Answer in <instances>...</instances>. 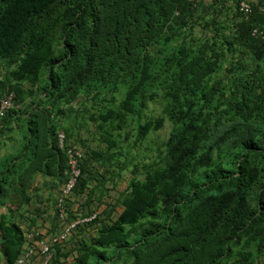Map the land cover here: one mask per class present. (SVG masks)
Segmentation results:
<instances>
[{
  "label": "trees",
  "instance_id": "1",
  "mask_svg": "<svg viewBox=\"0 0 264 264\" xmlns=\"http://www.w3.org/2000/svg\"><path fill=\"white\" fill-rule=\"evenodd\" d=\"M239 1L0 0V99L14 95L0 150L19 119L26 125L0 172V264L25 249L16 219L33 177L66 179L56 132L71 145L60 123L86 99L102 148L83 152L70 214H91L72 207L74 196L88 186L96 199L136 160L130 148L165 119L172 128L155 158L132 166L117 216L101 221L108 206L77 229L91 233L72 264H264V0H249L247 18ZM151 103L161 112L146 119ZM68 254L53 246L50 264Z\"/></svg>",
  "mask_w": 264,
  "mask_h": 264
},
{
  "label": "rangeland",
  "instance_id": "2",
  "mask_svg": "<svg viewBox=\"0 0 264 264\" xmlns=\"http://www.w3.org/2000/svg\"><path fill=\"white\" fill-rule=\"evenodd\" d=\"M195 33H197V35H200L201 31L197 28L195 30ZM117 100H119V98ZM73 107L76 110V112L72 115H69V119H67V121L64 120L63 123H60L61 126L70 125L71 128L73 129V137H72L73 143L74 141L77 143H79V141L82 142L85 141L87 144L84 143L83 147L80 146L83 149L84 154L85 151H87V148L88 150L102 148V146L98 145L97 143L98 132L96 130L95 124L88 120L89 112L93 111L91 109L90 99H86V101H84V104L81 105L74 103ZM160 112H161V105H158L157 103H151L148 105V108L144 113V117H146L147 119V117L152 116L153 118L159 115ZM65 115H61L59 116V118L63 119L64 118L63 116ZM32 119H34L35 121H39V118L36 117H33ZM13 127H14V131L11 134L14 140L13 144H11L8 150H7V145H5V147H1L0 150V172L6 169L5 165L7 164V159L10 160L14 155H17L20 152V150H22V147L24 145L23 135L26 134L25 117L19 119L16 125ZM133 127L134 126L131 127L130 137H128V143H131L135 137L136 129ZM171 128H172L171 122L168 119H165L162 127L158 131L148 133L136 148H130L132 149L131 153L136 156V160H140L142 156L149 157V160L155 158V156L157 155V151H156L157 148L160 147V145L166 140ZM11 147H13V150L11 149ZM136 160L132 161L131 164L128 163V169L122 172V180L117 182L116 185L105 183L103 184V186L101 185L98 189H95L96 199H92V201L90 202H89V198L87 197L88 195H90L89 194L90 187L84 186L81 193L78 196L76 195L74 196L73 201L71 202L72 207L77 208L82 213H86L90 211V212H98V215L99 214L101 215L105 207L110 206L106 208V211H108L109 213L111 212L110 217L105 216L104 218L101 219V221L109 222L110 220H113L117 216L118 212L121 210L120 206L116 204L121 199V196L123 195V193L127 188L128 181L132 176L130 174V170L132 169V166L134 164L139 163V161ZM93 166L95 168L97 167L96 164H93ZM94 171L95 172L93 173L96 176V169ZM136 175L138 178L140 179L142 178L141 170L139 169V167L137 169ZM5 177L7 181V173H5ZM129 241H131V239ZM111 251L112 249H110V253ZM112 264H121V261L112 262Z\"/></svg>",
  "mask_w": 264,
  "mask_h": 264
},
{
  "label": "built area",
  "instance_id": "3",
  "mask_svg": "<svg viewBox=\"0 0 264 264\" xmlns=\"http://www.w3.org/2000/svg\"><path fill=\"white\" fill-rule=\"evenodd\" d=\"M238 12L247 18L253 11L249 0H240L237 5ZM262 32L253 30L252 35H261ZM13 93H9L0 99V116L14 107ZM56 143L59 149L64 150L67 158L66 179L61 184L55 199V213L57 231L46 239L37 232L25 233V249L16 260L15 264H50L53 257V246L66 242L78 228L87 226L97 216V212L83 215L81 213H69L67 200L70 199L78 178L80 176V161L82 151L74 146H67L63 131L56 132ZM67 146V147H66Z\"/></svg>",
  "mask_w": 264,
  "mask_h": 264
},
{
  "label": "crops",
  "instance_id": "4",
  "mask_svg": "<svg viewBox=\"0 0 264 264\" xmlns=\"http://www.w3.org/2000/svg\"><path fill=\"white\" fill-rule=\"evenodd\" d=\"M13 141L14 140L7 142V150L11 144H13ZM70 143L78 147H83L84 143L87 144L85 141H81V143L74 141L73 143L72 138L70 139ZM11 149L13 150V147H11ZM60 185L61 183L55 181L54 179L42 176L40 174L33 177L27 187V195L29 200L25 205H22L20 209V211L23 213V216H20L16 219L21 229L24 230L25 233L37 231L41 237L46 239L57 231L56 220L54 218V202ZM3 212L4 208H0V213ZM88 233H91L89 229L75 231L66 242L59 244L63 253L69 252L66 258H60V264L73 263V254H75L74 248L78 246L82 240L89 236ZM36 259L37 257H35L34 261L29 264H34Z\"/></svg>",
  "mask_w": 264,
  "mask_h": 264
},
{
  "label": "clouds",
  "instance_id": "5",
  "mask_svg": "<svg viewBox=\"0 0 264 264\" xmlns=\"http://www.w3.org/2000/svg\"><path fill=\"white\" fill-rule=\"evenodd\" d=\"M59 131V130H58ZM60 131H62V130H60ZM64 133V132H63ZM66 145H67V143H66ZM68 146H74V147H77V148H79L81 151H82V154H83V149L82 148H80V147H78V146H76V145H73V144H71V145H69L68 144ZM80 171H81V169H80ZM81 174V173H80ZM80 177V176H79ZM79 179V178H78ZM78 182V181H77ZM63 183V182H62ZM61 183V184H62ZM61 186V185H60ZM59 191V190H58ZM55 199H56V197H55ZM69 209H70V211H71V208L69 207ZM74 211H72V213L73 212H76V210L75 209H73ZM72 213H71V215H72ZM77 213H80V212H77ZM54 215L56 216V213H55V202H54ZM56 227H57V220H56ZM59 245V244H58Z\"/></svg>",
  "mask_w": 264,
  "mask_h": 264
}]
</instances>
